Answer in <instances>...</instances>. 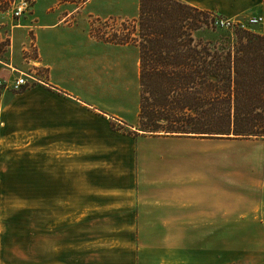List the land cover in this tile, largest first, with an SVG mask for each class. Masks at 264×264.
Here are the masks:
<instances>
[{"label": "crops", "instance_id": "crops-1", "mask_svg": "<svg viewBox=\"0 0 264 264\" xmlns=\"http://www.w3.org/2000/svg\"><path fill=\"white\" fill-rule=\"evenodd\" d=\"M181 1L224 17L261 16L258 33L264 35V0ZM44 2L49 6L17 23L8 10H0V38L8 39L10 56L20 52L32 30L38 61L47 70L46 82L37 87L18 92L0 87L4 141L13 140L12 115L29 108L18 99L36 93V168L53 189L45 201L37 197V212L45 211L52 231L56 222L69 228V223L92 220L126 222L133 228L137 222H167V238L178 239L167 244L169 259L176 252L195 258L199 250L190 249L188 239L217 237L221 216L228 222L249 207L236 205L230 200L234 193L221 186L219 137L131 135L111 127L114 120L131 130L137 126L138 49L93 39L83 16L133 18L138 0H87L80 8ZM8 73L0 59V77ZM134 92L137 102L131 105ZM57 181L59 195L54 192ZM64 208L68 212L62 216ZM181 260L168 263L191 264Z\"/></svg>", "mask_w": 264, "mask_h": 264}, {"label": "rangeland", "instance_id": "rangeland-1", "mask_svg": "<svg viewBox=\"0 0 264 264\" xmlns=\"http://www.w3.org/2000/svg\"><path fill=\"white\" fill-rule=\"evenodd\" d=\"M25 1L15 0L8 9L13 22L22 21L33 10L37 12L49 6L45 0L35 6V1L31 7L26 4L25 10L16 15L15 7ZM73 1L80 2L57 0L76 8L85 3L77 7ZM136 17H100L88 13L83 16V22L90 37L106 42L103 39L108 33ZM241 18L246 23L245 28L258 32V23L249 24L246 18ZM70 20L75 19L71 17ZM228 31L232 30L216 25L214 29L198 30L195 37L214 41ZM8 45V39L0 38V59L6 62L9 72L0 79L25 77V88L44 84L47 70L38 61L32 30L20 52L16 55L13 52V57ZM126 55L130 56V53ZM10 95L5 94L6 97ZM35 100V90L18 99L20 106L29 108L12 115L9 128L13 140L0 139V264H167L169 261L181 263L180 257L181 261L191 264H264V139L219 137L216 140L221 152V186L234 193L231 201L236 205L247 203L248 210L235 214L228 222L221 216L219 230L215 232L219 234L217 237L188 239L190 249L199 250L195 258L176 252L170 260L167 244L178 239L167 238V222H137L135 228L126 222L92 220L69 223L73 224L71 228L67 227L68 223L56 222L54 231L48 230L52 227L46 225L45 211L37 212V197L41 203L53 189L51 180H43L37 173ZM128 102L131 105L137 102V92L130 94ZM111 127L131 135L141 133L137 126L131 130L118 120L112 121ZM58 184L57 181L54 188L56 195L62 192ZM65 209L62 216L68 212ZM175 224L179 226V223ZM147 245L155 248H142Z\"/></svg>", "mask_w": 264, "mask_h": 264}, {"label": "trees", "instance_id": "trees-1", "mask_svg": "<svg viewBox=\"0 0 264 264\" xmlns=\"http://www.w3.org/2000/svg\"><path fill=\"white\" fill-rule=\"evenodd\" d=\"M14 3L0 0V10ZM216 17L181 0H138L137 17L103 39L138 49L141 134L264 139V35L234 27L219 40L195 37Z\"/></svg>", "mask_w": 264, "mask_h": 264}, {"label": "built area", "instance_id": "built-area-1", "mask_svg": "<svg viewBox=\"0 0 264 264\" xmlns=\"http://www.w3.org/2000/svg\"><path fill=\"white\" fill-rule=\"evenodd\" d=\"M26 7V3H22L21 5H18L15 7L14 11L16 15H20ZM246 22L249 24H257L260 23L263 18L261 16H246ZM215 25L219 27H224L226 29H233L234 27H246V23L243 21V18L236 17V18H230V17H216L214 21ZM27 86L26 78L22 76L15 77L14 79H0V87L4 89H10L13 91L20 90L22 87Z\"/></svg>", "mask_w": 264, "mask_h": 264}]
</instances>
